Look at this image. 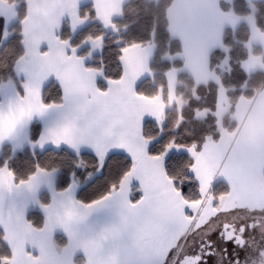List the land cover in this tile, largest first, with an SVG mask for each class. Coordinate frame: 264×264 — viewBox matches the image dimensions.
Here are the masks:
<instances>
[{
  "label": "snow or ice",
  "instance_id": "obj_1",
  "mask_svg": "<svg viewBox=\"0 0 264 264\" xmlns=\"http://www.w3.org/2000/svg\"><path fill=\"white\" fill-rule=\"evenodd\" d=\"M37 6L45 11L34 20L39 39L31 48L32 0L0 8V79L7 81L0 84V92L11 94L7 105L0 104V123L18 107L32 105L17 122L18 131L0 136V207L13 191L30 192L37 206L17 215V227L49 241L59 228L68 241L64 251L73 257L80 240L94 233L97 252L85 251L79 264H249L254 255L264 256V207L224 208L235 194L234 185L217 190L214 180L198 173L195 159L182 163L187 146L205 129L192 134L181 126H157L145 116L139 137H130L133 142L128 145L118 143L120 136L129 135L127 126H113L104 102L124 80L126 55L144 45L139 20L122 25L102 20L94 4L77 8L65 35L59 17L76 5L41 0ZM60 56L65 67L79 66L87 86L77 88L71 78L56 75L59 99L45 100L42 92L34 99L29 90L36 81L20 62ZM50 75H43L40 83ZM229 76L247 86V74L230 71ZM52 109L63 113L59 128L50 131L47 125L31 123ZM141 143L145 160L137 168L133 148ZM114 161L123 163L116 166ZM161 161L158 175L155 169ZM41 191L46 199L39 198ZM101 213L110 220L96 229L89 220ZM7 231L0 216V242L11 249ZM105 246L111 249L106 256ZM24 256L43 264L27 250ZM0 264H14V254H0ZM71 264H77L74 258Z\"/></svg>",
  "mask_w": 264,
  "mask_h": 264
},
{
  "label": "crops",
  "instance_id": "obj_2",
  "mask_svg": "<svg viewBox=\"0 0 264 264\" xmlns=\"http://www.w3.org/2000/svg\"><path fill=\"white\" fill-rule=\"evenodd\" d=\"M129 1L130 0H79L77 4V0H67L69 4L76 5V7H70L66 10L63 16L59 17V20L63 27L66 24L71 25L72 14L77 8L82 9L86 5H92L93 7L95 4L99 9V15L102 20L114 22L122 16L123 8ZM257 1L259 0H255V2ZM40 2L41 0H32V16L28 22V44L30 48L39 39L37 22H34V20L36 17L43 15L45 11L37 6ZM174 2V13L169 19V31L172 37L179 39L181 43L182 49L180 55L183 59V67L187 68V72L191 73L192 77L197 82L205 83L211 80L212 71L209 72V76L208 74H206V76H201L199 74L201 71L206 72L201 66L204 69L207 68L209 63L207 59L211 56V53L220 47V45L224 46L223 35L225 30L230 28V26H227L226 23L221 25L219 23L217 17L219 0H174ZM11 5L12 4L6 0H0V8L7 9ZM57 31L59 30L57 29ZM262 33L264 34V32ZM251 36L250 30V37L246 44L247 48L250 45H252V50H254L256 46H259L260 49L264 48V39L260 40L259 45H257L258 42L251 41ZM153 50L151 46L146 45L132 49L130 53L126 55L123 69L125 73L124 80L119 87L114 88L112 94L104 102V110L109 114L113 126L121 124L127 126L129 135L120 136L118 138V143L128 145L133 142L131 138L139 137L142 119L145 116L155 120L157 123H162L166 110L174 108L180 99V96L177 94L180 73L179 68H174L168 72L167 94L170 95L167 99H165L163 91L154 97H144L138 93L139 84L151 74L150 64ZM20 66V68L27 67L36 81L35 86L29 90L34 99H38L41 92L43 93L45 87L50 83H56V75H60L61 78H71L77 88L87 86L86 78L82 75L79 66L69 65L65 67L63 56H60L58 60L54 59L51 61L44 60L43 58L37 60L33 57L30 58L28 62L21 61ZM196 67L199 68L198 72L195 70ZM213 71L215 72V70ZM47 73H52V75L41 84L40 80L42 76ZM253 73L255 72H251V74ZM0 95V104L7 105L11 94L0 92ZM246 100L249 101V105L244 115L248 117L237 142L240 141L242 136H245L243 141V144H245L252 138V135H257L255 141L259 144V139L263 140L260 145L264 147V87L258 94H255L253 98ZM31 107L32 105L18 107L15 115L10 114L6 116L4 121L0 123V136L7 137L14 129L18 131L17 122L26 116ZM201 113H204V117H206L210 111L202 110ZM31 123H39L42 128L47 125L50 131H54L64 124V116L62 112L55 109L45 110L42 115L35 116ZM248 124H250V127L247 132L244 133ZM30 126L31 125H29V127ZM234 136L235 135L231 132L225 143L226 148L233 143L235 139ZM209 137L201 149H198L196 146L188 147V152L190 151L193 154V158L196 162L198 157L205 153L207 149H213L216 138L212 137V139H209ZM133 151L135 153L134 159L137 168H139L145 160V152L142 143L140 146H135ZM244 155L247 158L252 157L250 150L247 153H245L244 150ZM240 162L243 164L242 161ZM162 169L163 165L161 161L160 164L156 166V173L159 175ZM262 171H264V153L263 157L252 167L246 168L245 170L241 169V167L238 169V173H240L239 181H241L239 188H237L238 183L236 182L235 184L231 181L226 182L228 186L229 183L234 185L235 194L226 199L222 206L224 208L264 207ZM245 176H247L249 180L246 179ZM228 186L226 187L228 188ZM44 193L47 194L44 191L39 193L40 199H42ZM31 200L32 194L30 192L13 191L11 195L6 197L3 206L0 207V216H2L8 229L7 239L8 243L11 245L12 255L14 254V264H36L35 261H30L24 256L25 250L31 252L34 256H40L43 264H71L73 258L77 264H79L84 258L83 254L85 251L93 254L97 252L98 241L93 238L94 233L92 232L87 233L85 237L80 240L77 246L78 250L73 257L71 254L64 251L68 243L67 239L63 245H59L57 242L58 236L65 237L64 232L59 228L54 231L50 241L34 236L26 228H18L16 225L17 215L19 213L28 214L37 207L35 204L31 203ZM206 212H208V210H206ZM109 220L110 217L108 214L101 213L99 215H94L89 220V224L99 229L102 225L108 223ZM33 245H35V247ZM110 251L111 249L105 246L102 254L106 256Z\"/></svg>",
  "mask_w": 264,
  "mask_h": 264
},
{
  "label": "trees",
  "instance_id": "obj_3",
  "mask_svg": "<svg viewBox=\"0 0 264 264\" xmlns=\"http://www.w3.org/2000/svg\"><path fill=\"white\" fill-rule=\"evenodd\" d=\"M13 4L17 0H6ZM174 0H130L123 8L122 16L114 21L117 25H122L134 20H139L138 30L144 40V45H148L151 41L155 42V51L152 54L150 69L151 74L144 79L138 86V93L144 97L157 96L161 91L164 93L165 99L168 93V72L174 68L183 67V59L178 57L182 46L179 39L172 37L169 31V16L168 10L171 8ZM92 5H86L82 9H89ZM256 23L260 31L264 32V0L255 2ZM225 10L226 6L223 5ZM234 10L241 16H245L250 11L246 0H234ZM13 28L19 30L18 22L13 23ZM67 35L71 31L70 25L64 26ZM250 37V28L246 22L236 28H227L223 35L224 47L228 48V53L224 49L215 50L211 54V67L218 71L219 65L229 55L230 69L238 75L247 74L242 68V63L248 57L247 42ZM254 52L259 54L260 47L254 48ZM247 88L243 91L244 84L242 81H236L235 77L229 76V73L222 74L224 85L230 89L236 87L238 91H230L231 99L237 101L241 95H246L249 98L255 96V90L252 86L254 79L259 77V81L263 76L262 72H255L248 75ZM178 95L185 96L187 105L180 112L177 108L166 110L163 124H167L169 128L181 126L184 129H191L192 134L195 131L203 128L205 133L197 138L194 143H190L187 147L196 146L201 149L209 136L217 137V117L213 112L217 109L219 83L210 80L207 84L199 85L195 91H191V84H194L192 76L187 71H180L178 79ZM258 81V80H257ZM190 83L188 86L187 83ZM6 79H0V84H6ZM258 86H259V82ZM58 85L54 82L45 87L43 96L45 100H58L59 94L56 91ZM189 87L188 91L187 88ZM239 93V94H238ZM237 97V98H236ZM198 110H209L210 113L204 118H198L196 112ZM157 123V122H156ZM37 124V123H36ZM38 125H40L38 123ZM41 126V125H40ZM157 126H160L157 123ZM193 156L186 155L182 163L187 164L193 160ZM114 165L119 166L123 161H114ZM163 165V162H162ZM47 194H43L42 199H46ZM32 212V211H31ZM30 212V213H31ZM29 219L36 220L35 217L29 215ZM66 238L63 236L57 237L59 245L65 243ZM0 254L12 255L11 249L7 244L0 242Z\"/></svg>",
  "mask_w": 264,
  "mask_h": 264
},
{
  "label": "rangeland",
  "instance_id": "obj_4",
  "mask_svg": "<svg viewBox=\"0 0 264 264\" xmlns=\"http://www.w3.org/2000/svg\"><path fill=\"white\" fill-rule=\"evenodd\" d=\"M155 1H159V0H155ZM246 2H247V5L250 11L248 12L247 15L241 16L235 12L233 0H219L217 17H218L220 25L226 23L227 26H230V28H233V29L238 28L242 21L246 22L251 30V34H252L251 41L258 42L257 45H259V41L264 39V34L260 31L256 23L255 0H246ZM174 4L175 2L172 4V7L169 8L168 10L169 18L171 17V15L173 16ZM223 5L226 6L227 10L223 8ZM14 22L16 21H13V23ZM148 45L151 46L152 49H154L153 50L154 52L156 48L155 42L151 41ZM218 49H224L228 53V48L224 47L223 45L222 46L220 45V47H218L215 50H218ZM261 49H260V53L257 54L254 52V50H252V45L248 46V51H249L248 57L242 63V68L248 75H250L251 72H258V71L263 73V76L260 79V81H259V77L255 78L252 84L255 90V94H258V92H260L264 87V48H261ZM178 57H181V55L179 54ZM207 61H209L207 68L204 69L201 66V68L205 70L206 72L201 71L199 74L201 76H206V74H208L209 76V72L212 71L210 79L218 82L220 85L219 92H218L217 109L215 110V112H213V114H215L217 117V137H216V142L213 146V149L211 150L207 149L205 153L201 154L198 157L197 162H196V168H197L198 173L201 176L206 177L210 182L214 180V184L215 186H217V190H226L227 189L226 186H228L226 185L227 184L226 182L228 181L233 182V184H235V182L238 183L237 188H239L241 181H239L240 173H238V169L240 167L243 170H245L246 168H250L253 165H255V163L258 160H260L263 157L264 147L260 145L261 141L263 140L259 139V144H258V142L255 141L257 135H252L251 136L252 138L245 144H243L245 136H242L240 141L237 142L245 126L247 117H248L244 115L249 105V101H247L246 99H251V98L243 94L241 96L240 95L237 96L238 97L237 101H234L231 99V96L229 94L230 91L232 90L238 91V90L236 87H233L232 89L229 90V88H227L224 85L222 81V77H221V73L226 74L231 71L230 63H229L230 58L228 54L226 55V57L223 59V61L219 65L218 71L215 70L214 72L213 71L214 69H212L211 67V56L207 59ZM19 67L21 66L19 65ZM182 70L187 71V68L181 67L180 71ZM195 70L196 72H198L199 68L196 67ZM199 78H204V77H199ZM192 80L194 84H191L190 92L195 91V89L199 85L207 84L210 81L208 80L205 83H199L193 77H192ZM257 82H259V86ZM187 84L188 86H190L189 82ZM246 88L247 86L246 87L243 86L241 91L245 90ZM188 89L189 87L187 88L186 91H188ZM169 95L170 94H167V97H169ZM179 96H180V99L177 102L175 108H177V110L181 112L182 109L187 105V100L185 99V96L183 95H179ZM0 100H1V97H0ZM201 111L202 110H198L196 112V116L198 118H202V117L204 118L205 116V114L201 113ZM158 124L162 125L163 121L162 123H158ZM249 127H250V124H248L247 128H245L244 133L247 132ZM231 132L232 134L235 135L234 136L235 139L233 143L228 148H226L225 143L228 140V137L231 134ZM212 137L214 136H210L209 139H212ZM244 150H245V153H247L250 150L252 157L247 158L244 155ZM188 154L193 156V154L190 151L188 152ZM238 160L242 161L243 164ZM245 178L248 179L247 176H245ZM256 261L257 262L255 264H264V256H259V258ZM252 263L254 264V261Z\"/></svg>",
  "mask_w": 264,
  "mask_h": 264
},
{
  "label": "flooded vegetation",
  "instance_id": "obj_5",
  "mask_svg": "<svg viewBox=\"0 0 264 264\" xmlns=\"http://www.w3.org/2000/svg\"><path fill=\"white\" fill-rule=\"evenodd\" d=\"M259 258V256H253L249 262V264H253L252 262L254 261V264L257 262L256 260Z\"/></svg>",
  "mask_w": 264,
  "mask_h": 264
}]
</instances>
